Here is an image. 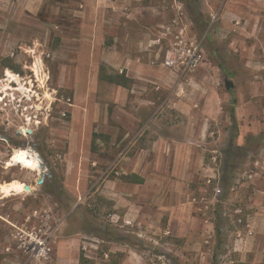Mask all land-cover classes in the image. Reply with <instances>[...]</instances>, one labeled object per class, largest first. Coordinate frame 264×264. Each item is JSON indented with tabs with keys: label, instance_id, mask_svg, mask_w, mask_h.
I'll use <instances>...</instances> for the list:
<instances>
[{
	"label": "rangeland",
	"instance_id": "1",
	"mask_svg": "<svg viewBox=\"0 0 264 264\" xmlns=\"http://www.w3.org/2000/svg\"><path fill=\"white\" fill-rule=\"evenodd\" d=\"M92 16L130 32L140 21L160 41L124 106L89 72L71 86L70 39L84 37ZM180 27L202 50L187 71L164 65ZM201 124L222 175L205 187L197 180L202 199L189 217L174 175L151 184L162 187L151 197L130 180L135 169L152 176L150 160L166 163L153 148L159 138L182 139ZM263 150L264 0H0V264H79L80 256L83 264H264V223L236 221L264 208L256 189L264 174L253 165ZM164 194L180 199L173 216L156 214Z\"/></svg>",
	"mask_w": 264,
	"mask_h": 264
},
{
	"label": "crops",
	"instance_id": "2",
	"mask_svg": "<svg viewBox=\"0 0 264 264\" xmlns=\"http://www.w3.org/2000/svg\"><path fill=\"white\" fill-rule=\"evenodd\" d=\"M135 21L137 25H135V28L130 32L126 31L123 25H119L121 22H112L106 19H101V21H99L98 18L93 16L90 17V20H86L83 25L86 30L84 37H81V34L80 36L75 35L74 38L70 39L69 58L73 65L70 71L76 73L73 77V84H71V86H78V71L89 72L91 74L90 80L94 84L99 81L105 82L104 84L106 86H109L111 90H115V92L118 93L117 95L113 94L109 96L110 103H118L120 106L127 104L128 96L124 91L132 89L131 91L134 92L136 83L141 79L142 70L151 65L155 56L156 49L152 44L160 43L158 38L150 39L148 35L144 34L139 24L140 21ZM110 26L114 27L108 28ZM108 29H114V31L108 34ZM147 57L149 61L148 65L146 64L147 60H145ZM99 60L104 62L103 64L105 65H97ZM104 71H109L114 75H110L111 77L108 75H101V72ZM120 75H123L124 79L127 78L129 82L125 85L122 84L123 82H120L118 78ZM115 77L116 80H112ZM208 119L209 117H206L207 121ZM208 136V129L201 124L199 128L186 131L182 139H174L171 137L164 139L159 138V140L154 143L153 148L156 150V153L158 152L159 156L165 159L166 163L162 164L158 162L155 166H152L150 160L149 169L150 167L155 169L153 172L154 174L146 177V175L143 174L144 170L137 171L135 169L133 171L134 174L131 175L132 179L130 182L140 186H147V195L149 194L151 197L152 195L156 196L159 190H162V187H153L155 184H165L167 181L173 182L168 176L174 175L175 181L177 183H182L185 188L186 197H184L183 205L184 208L186 207L185 210L187 215L189 217L192 216L190 205H194L195 201L199 198L193 195V190L195 189L194 184L197 180H200L204 183L205 187L206 183H210L211 178L219 181L222 175V169L220 168L219 170V162L216 157L209 155V152L213 151L210 150V145L207 140ZM161 152L163 153L161 154ZM254 164L258 166L259 173L264 174V150L262 160H255L253 162V165ZM156 170L158 171L157 173ZM167 172L169 174H167ZM256 173L257 172L254 171L252 174H248L250 177H246L244 182L253 181L255 175H257ZM151 184H153V186ZM204 187L203 191L205 190ZM258 188L261 190V193L264 194V178H262L261 182L258 181L256 189ZM251 190L254 191V188ZM175 196V194H164L162 198H157L156 214H159L160 211L158 210H166L167 215L173 216L176 210L173 205L180 201L179 197L175 199ZM145 202V204H148V199H146ZM246 205L249 207L248 203ZM188 208L190 209L188 210ZM237 211H240V209H236L234 212L237 213ZM177 214L178 213H176V215ZM246 217L247 219H244V222L241 217H238L236 221L240 219L242 223H246V227L249 226L252 228L255 223H264V208L262 211H251Z\"/></svg>",
	"mask_w": 264,
	"mask_h": 264
},
{
	"label": "built area",
	"instance_id": "3",
	"mask_svg": "<svg viewBox=\"0 0 264 264\" xmlns=\"http://www.w3.org/2000/svg\"><path fill=\"white\" fill-rule=\"evenodd\" d=\"M186 36V31L184 27H180L177 30L174 46L172 45L170 49L166 50L164 53V65L169 68H180L182 71L191 70L196 67L201 59L202 50L198 43L186 44L184 37ZM177 41V42H176ZM247 177H250L249 175ZM221 195V190L219 188L214 189V196L219 197ZM240 211H237L239 214ZM237 223H242L238 219Z\"/></svg>",
	"mask_w": 264,
	"mask_h": 264
},
{
	"label": "trees",
	"instance_id": "4",
	"mask_svg": "<svg viewBox=\"0 0 264 264\" xmlns=\"http://www.w3.org/2000/svg\"><path fill=\"white\" fill-rule=\"evenodd\" d=\"M204 26V25H203ZM119 79H120V82H123L122 84H126L127 82H129V80L126 78V79H124V77H123V75H120L119 77H118ZM112 80H116V77L114 78V79H112ZM116 82V81H115ZM231 102H232V105H231V107H230V109H229V111H228V115H229V119H230V123H231V125L234 127V128H237V119H236V114H235V104H236V98L234 97V96H232V98H231ZM22 150V149H21ZM241 150L243 151V148H241ZM246 152H248L247 150H245L244 151V153H246ZM230 169H232V168H230V166L227 164V165H225V168L223 169V171H224V176L223 177H225V180H227L228 178L226 177V176H228V174H229V170ZM134 178H135V176H134ZM136 178H138V177H136ZM224 179V178H223ZM215 230H216V228H215ZM216 234L218 235L219 233H218V230H216ZM85 262H87V260L84 258V257H82V256H80V259H79V264H83V263H85Z\"/></svg>",
	"mask_w": 264,
	"mask_h": 264
},
{
	"label": "water",
	"instance_id": "5",
	"mask_svg": "<svg viewBox=\"0 0 264 264\" xmlns=\"http://www.w3.org/2000/svg\"><path fill=\"white\" fill-rule=\"evenodd\" d=\"M224 78H225V89L226 90H231L233 87H234V85H233V83H231V78H230V76L229 75H225L224 76ZM43 176V175H42ZM40 177V179L37 181V183L38 184H40V183H42V180H43V177ZM24 189H25V191H29V187L27 186V185H24Z\"/></svg>",
	"mask_w": 264,
	"mask_h": 264
},
{
	"label": "bare ground",
	"instance_id": "6",
	"mask_svg": "<svg viewBox=\"0 0 264 264\" xmlns=\"http://www.w3.org/2000/svg\"><path fill=\"white\" fill-rule=\"evenodd\" d=\"M30 155L33 157V154L32 153H30ZM28 163L31 164V165H34V163L32 161H28ZM37 168H39V161H37Z\"/></svg>",
	"mask_w": 264,
	"mask_h": 264
}]
</instances>
